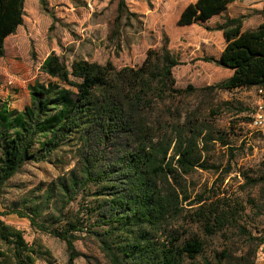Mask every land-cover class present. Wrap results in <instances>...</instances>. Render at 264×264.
<instances>
[{
  "label": "trees",
  "instance_id": "16d2710c",
  "mask_svg": "<svg viewBox=\"0 0 264 264\" xmlns=\"http://www.w3.org/2000/svg\"><path fill=\"white\" fill-rule=\"evenodd\" d=\"M39 1L46 8V1ZM237 1L195 0L181 11L177 26L204 24ZM24 2L0 0V59L6 39L23 24ZM122 8L120 0L121 14ZM243 19L226 18L215 26L224 48L218 59L203 61L231 74L208 90L256 88L264 95V24L243 30ZM178 65L165 47L160 52L148 50L137 69L117 70L110 62L80 59L68 70L59 56L51 54L41 70L72 91L35 82L28 87L30 103L22 111L0 100V200L7 183L26 163L46 161L70 140L80 145L74 168L48 184L41 195L24 199L27 211L13 212L27 219L32 229L64 242L67 264L80 256L74 246L78 233L93 239L109 264H182L184 258L195 260L203 252L197 237L182 239L183 225H197L212 236L237 222L244 209L241 202L217 194L192 197L183 181L197 168L208 169L200 163L199 143L206 145L213 140L211 135L200 139L191 128L186 137L179 132L173 140L156 139L142 115L152 103L151 93L159 91L156 95L162 100L167 90L180 96L195 91L190 86L173 88L172 69ZM110 146L114 151L106 152ZM247 183L264 195V173ZM91 186L97 189L96 205L84 209L85 222L75 219L54 228L60 217L48 216L54 220L49 223L38 220L50 207L65 209ZM92 213L97 215L88 224ZM259 244L264 247V237ZM8 255L15 264L50 257L47 250L29 246L22 231L0 220V259Z\"/></svg>",
  "mask_w": 264,
  "mask_h": 264
},
{
  "label": "rangeland",
  "instance_id": "374dc122",
  "mask_svg": "<svg viewBox=\"0 0 264 264\" xmlns=\"http://www.w3.org/2000/svg\"><path fill=\"white\" fill-rule=\"evenodd\" d=\"M45 1L43 8L39 0H25L23 24L5 41L0 59V100L7 102L10 109L22 111L30 103L28 87L35 82L53 83L72 91L41 70L51 54L59 56L68 70L73 61L80 59L100 65L110 62L120 70L137 69L148 50L160 52L167 48L180 62L172 69L173 88L190 86L195 91L180 96L167 90L162 100L156 95L159 91L151 93L152 103L141 110L142 115L156 139L173 140L179 132L186 137L191 128L200 134V139L210 134L213 140L206 145L199 143L200 163L208 169L197 168L183 181L192 197L217 194L238 200L244 207L233 226L212 236L197 225H183L179 233L182 239L197 237L203 243V252L195 260L184 258L182 264H264V247L259 244L264 237V195L259 187L247 183L264 173V128L252 125L260 108L264 119V95L256 88L208 90L231 72L203 61L219 58L224 40L215 26L226 18L244 17L243 30L264 24V0L234 2L221 15L188 27L177 26V20L195 0H123L122 14L118 12L120 0ZM79 147L76 140H70L46 161L26 163L4 188L0 220L22 231L29 246L50 253L47 260L35 257V264H67L66 245L50 234L32 229L27 219L13 212L27 211L29 207L22 204L24 199L41 195L48 184L73 169ZM111 150L110 146L106 152ZM38 187L40 191H36ZM96 190L87 187L65 209L58 210L59 205L50 207L38 220L49 223L54 220L48 216L60 217L54 228L75 219L85 222L84 209L96 205ZM96 215L91 214L88 224L94 222ZM74 246L80 254L74 264H109L98 244L84 234H77ZM0 264L15 261L8 255L0 259Z\"/></svg>",
  "mask_w": 264,
  "mask_h": 264
},
{
  "label": "built area",
  "instance_id": "2783aa9c",
  "mask_svg": "<svg viewBox=\"0 0 264 264\" xmlns=\"http://www.w3.org/2000/svg\"><path fill=\"white\" fill-rule=\"evenodd\" d=\"M259 93L262 94V91L259 90ZM252 125L259 129L264 128V119L262 118V115H261V108L259 112L256 114L255 118L252 120Z\"/></svg>",
  "mask_w": 264,
  "mask_h": 264
}]
</instances>
